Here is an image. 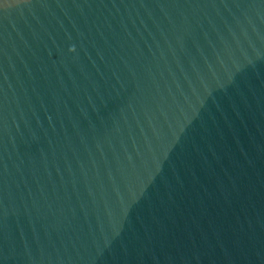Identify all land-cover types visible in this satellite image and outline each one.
<instances>
[{
    "label": "water",
    "instance_id": "1",
    "mask_svg": "<svg viewBox=\"0 0 264 264\" xmlns=\"http://www.w3.org/2000/svg\"><path fill=\"white\" fill-rule=\"evenodd\" d=\"M0 264H264V0H0Z\"/></svg>",
    "mask_w": 264,
    "mask_h": 264
}]
</instances>
